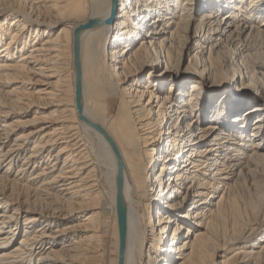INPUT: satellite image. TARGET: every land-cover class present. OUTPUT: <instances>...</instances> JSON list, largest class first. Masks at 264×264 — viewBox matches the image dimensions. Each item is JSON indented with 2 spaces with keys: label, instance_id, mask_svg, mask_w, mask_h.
Listing matches in <instances>:
<instances>
[{
  "label": "bare ground",
  "instance_id": "obj_1",
  "mask_svg": "<svg viewBox=\"0 0 264 264\" xmlns=\"http://www.w3.org/2000/svg\"><path fill=\"white\" fill-rule=\"evenodd\" d=\"M263 27L264 0H0V264H119L120 207L123 264L262 259L264 240L240 246L253 227L218 235L230 181L261 159L256 110L224 111L206 83Z\"/></svg>",
  "mask_w": 264,
  "mask_h": 264
},
{
  "label": "rangeland",
  "instance_id": "obj_2",
  "mask_svg": "<svg viewBox=\"0 0 264 264\" xmlns=\"http://www.w3.org/2000/svg\"><path fill=\"white\" fill-rule=\"evenodd\" d=\"M243 3L246 4V7L253 5L251 2H247V3L243 2ZM238 30L239 27L236 24L235 25L233 24L229 29L231 34H235ZM263 32H264V27L261 28L260 32L258 33L253 32L252 36L250 37V40L253 41L257 39L259 37V34H262ZM225 39L226 38H224V40ZM205 50L206 52L208 51L210 53L208 55V57H210L212 53V48L206 46ZM223 50L224 52H226L228 56V62L225 63L222 62V60H219L220 62H218L217 64H211L209 66V68H211L212 70V72L209 74L210 75L209 81L218 82V85L215 87V86H211L209 83H206V87L209 89H215V92L218 93L216 102L218 101L220 103L221 99L226 95L231 96L229 97L230 98L229 101H226L224 103L227 105L226 106L227 109L224 108L225 109L224 111H234L236 109L235 110L237 112L236 114H241L245 111H248L249 109L256 110L251 116L248 115V117H246L249 126L248 128H246L245 132L246 135L248 136L250 135L249 136L250 139L252 138L251 135L252 133L256 135L258 134V137L254 139V142H257L256 145L259 147L257 148V150L261 154V157H259L261 159H259V161L256 162L255 165H252L249 168L248 171L249 175H246L245 178L242 176L241 177L238 176L239 174L237 173H239V171H236V175L230 181V184L234 182L233 185L235 187L231 191L232 192L230 194L231 199L228 201V203L224 208V212H223L224 215L221 222L222 225L218 229V235L224 236L225 234L224 237L229 238L231 237L232 231L234 232V229L240 232V230L243 231L244 229H246V227L248 228L253 227L254 232L251 235V237L248 240L240 243V246L244 245L246 246V248L247 247L250 248L253 246L263 245L262 241L264 240V129L257 130L256 129L257 126L255 125L256 119L261 118L264 120V103H263L264 87L262 86L261 89L259 84H257L254 81L256 76H260L262 82L264 81V68L263 69L256 68L258 71V75L250 74L248 70L245 69L244 65L246 60H248L249 63L258 60H261L264 63V40H262L259 43V45L258 44L254 45L253 50L247 53L245 57L246 58L245 61L239 56H235V55L232 56V47L229 48L226 44H224ZM195 54L196 53L192 50L190 51L189 55L184 58L181 64L182 70L184 72H181L180 74L183 76L191 77L193 82L196 83L199 81L198 77L196 74L190 72L191 70L189 69L190 68L189 65H193L191 64L192 61L191 59L193 56H195ZM144 77H146V74L144 75ZM117 104H118L117 99H114V102L112 104L109 103L108 112L114 113V111H116ZM216 120L218 119L208 118V120H206L205 123H201V125L218 122ZM249 150H251V147H248L246 149V152L248 154H249ZM4 171H5L4 166H1L0 172L3 173ZM11 171L13 172L14 170ZM18 193L19 192H17V194ZM20 193L21 194L18 196L19 199L23 200L24 198L29 197L25 190L24 191L20 190ZM216 200H217L216 198L213 199V201ZM4 231H7V229ZM20 236L21 235L19 234L16 235L15 240L18 241ZM105 241H106L105 242L106 248H108L109 245L112 246L113 240L109 235L106 237ZM15 244H16L15 242L10 244L8 249H11V247H13ZM231 248L233 247L230 246L229 248H226V251L224 250V252L222 251L219 254L225 256L227 255V252L231 250ZM255 251H259V249L256 248ZM210 260H213L215 263H218L221 259L219 257L217 258L212 257V259L206 258L205 259L206 262H204V264H211V262H209ZM250 264H264V257L262 259H259V261L257 262L255 259L252 262H250Z\"/></svg>",
  "mask_w": 264,
  "mask_h": 264
},
{
  "label": "water",
  "instance_id": "obj_3",
  "mask_svg": "<svg viewBox=\"0 0 264 264\" xmlns=\"http://www.w3.org/2000/svg\"><path fill=\"white\" fill-rule=\"evenodd\" d=\"M76 50L78 49V41L75 43ZM119 232H120V241H119V264H123V253H124V214L123 209L119 208Z\"/></svg>",
  "mask_w": 264,
  "mask_h": 264
}]
</instances>
